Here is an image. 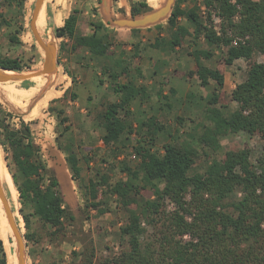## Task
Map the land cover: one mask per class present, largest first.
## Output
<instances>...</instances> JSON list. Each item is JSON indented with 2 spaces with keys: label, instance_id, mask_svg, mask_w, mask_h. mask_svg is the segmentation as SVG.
<instances>
[{
  "label": "trees",
  "instance_id": "1",
  "mask_svg": "<svg viewBox=\"0 0 264 264\" xmlns=\"http://www.w3.org/2000/svg\"><path fill=\"white\" fill-rule=\"evenodd\" d=\"M1 1L21 10L26 2ZM129 3L132 16L150 9L146 0H129ZM214 17L219 19L218 27ZM180 18H185L192 26L191 31L178 23ZM4 23L9 24L0 14V29ZM87 25L91 26V32L81 30L79 10L73 7L63 24L53 30L60 38L59 51L84 50L90 57L103 58L113 55L109 52L112 43L108 41V32L102 23L91 19ZM163 27L162 23L155 25L157 30ZM166 29L167 40L160 36L155 37L153 43L135 40L131 43V51L122 49L118 56L101 66L100 74H107V86L116 96L115 100L104 102L102 109L96 112L95 118L104 131L101 140L109 150V157L116 158V146L128 145L134 132L127 120L131 103L147 97L144 85H137L130 79L120 83L117 78L121 74L127 75L132 68L141 74L135 61L138 62L149 47L174 51L176 46H182L186 36L192 38L194 45L199 39L206 45V48L189 51L195 60V69L187 76L194 72L201 85H207L210 79L217 85L201 112L205 121L203 131L196 138L197 147L189 139H181L179 132L186 119L178 116L176 121L180 125L174 129L175 133H168L171 139L160 150H152L157 134L165 131L166 126L150 115L135 127L139 131L145 129L149 134L147 140L139 139L132 146L131 157L137 158L135 165L120 161L115 167L101 158L110 167L102 173L97 171L98 177H88L86 182L81 177L75 151L58 144V148L66 152L65 160L72 179L79 187H84L86 218L89 210L99 215L111 211V200L126 213L119 226L124 248L111 257L95 261L93 246L84 245L81 264H264V152L255 162L251 160L248 148L226 150L222 157L218 156L220 139L224 136L244 132L264 139V61L251 60L257 53L264 57V0H175L166 20ZM26 33L42 51L28 25ZM8 40L20 43L16 33L10 34ZM214 49L222 53L216 67L200 63V57L210 58ZM238 58L251 62L245 79L235 85L229 96L237 106L225 114L227 103L220 101L219 91L224 84L222 71L225 65ZM0 67L23 70L18 59L1 55ZM71 80L74 82V77ZM99 82L104 80L100 78ZM68 91L66 89L64 95ZM4 94L13 99L5 90ZM75 97L72 92L71 99ZM56 112L62 114L63 109ZM7 117H13V114L0 105V146L7 154L8 165L12 166L16 205L18 194L27 253L32 254L29 243L38 237L32 218L48 228L44 233L53 241L64 236L66 226L73 225L76 217L64 203L59 180L46 165L29 123L22 118L17 124L8 123ZM67 120V116H63L58 122L64 125ZM68 129V125H64L63 130ZM82 157L88 164L90 157ZM200 157L207 158L203 170L190 173ZM117 172L125 177L111 181V176ZM147 185L152 187V198L142 196L141 191ZM237 193L239 196L232 199ZM167 199L175 207L165 214L163 205ZM11 209L19 226L18 212L12 206ZM2 216L8 225L4 212ZM144 220L153 226L162 220L159 235L153 241L144 238ZM9 240L14 242L11 231L7 239L0 235V264H8L4 247Z\"/></svg>",
  "mask_w": 264,
  "mask_h": 264
},
{
  "label": "rangeland",
  "instance_id": "2",
  "mask_svg": "<svg viewBox=\"0 0 264 264\" xmlns=\"http://www.w3.org/2000/svg\"><path fill=\"white\" fill-rule=\"evenodd\" d=\"M34 2L35 0H26L24 8L21 10L16 5L10 7L6 2L0 0V14L9 23H4L0 29V55L18 59L23 66V72L40 68L44 59L43 50L41 51L32 43L30 35H28L29 42H25L26 40L23 39V33L26 30L25 24L29 27ZM48 5L53 6L54 10L61 6L62 9L76 7L79 10V26L83 32L88 33L91 32L92 28L87 25V21L96 20L95 13L98 0H45L41 7L42 14L40 19L42 18V20L38 23L40 25L43 21L45 24L44 30L41 25L39 26L43 32L45 31L44 40L56 43L57 58L59 59L57 72L51 76L45 75L35 79L0 82L1 108L13 114V117H7L6 121L17 124L19 119L22 118L29 123L34 139L40 145L46 165L55 172L59 180L64 203L76 217L73 225L66 226L64 236L60 235L57 240L53 241H50L44 233L48 228L43 227L36 218H32L34 220L33 227L37 230L38 237L35 242L29 243L33 253H27L26 264H81V252L84 245L93 246L94 260L101 261L104 258L113 256L124 248V241L121 240L119 235V226L124 222L126 213L116 205V201L111 200V211L99 215L94 210H89V216L86 218V213L83 211L84 187H79L77 181L72 179L65 160L66 152L59 149L58 144L65 148H72L75 151L79 157L81 176L84 182L87 181L88 177H98L96 176L97 171L100 173L106 171L110 167L108 162L115 167L118 166L120 161L130 166L135 165L137 158L131 157L134 153L132 146L136 145L137 140H147L149 137L145 129L139 131L135 127L150 115L155 116L158 122H162L166 126L165 131L157 134L152 150H160L162 145L171 139L168 133H175L174 129L180 125L176 121L178 116L186 119L180 128L181 139H189L197 147L196 138L202 133V125L205 124L201 112L209 97L216 90L217 85L211 79L207 85H201L197 74L194 72L187 76L189 71L195 69V60L189 54V51L206 48L202 39H199L197 45H194L192 38L186 36L182 46H176L174 51H169L167 48L149 47L143 57L152 58L150 59L152 63L156 57L154 53L159 58L168 59L157 62L155 67L157 68V73L154 79L153 73L150 72L148 74L144 64L146 61L142 60L143 57L138 62L135 61V65L141 74H137L136 70L132 68L127 75H120L121 79L129 78V75H132V80L135 84L146 87L147 97L141 101L136 99L131 103V114L127 117V120L132 124L134 132L130 136V142L125 147L117 145V157H109V150L104 147L101 140L104 131L95 115L96 112L102 109L104 102L113 101L116 96L111 88L107 86V74H100L101 66L104 62H110L113 57L118 56L122 49L128 52L131 51V43L135 40L139 39L147 43H153L157 36L167 40L169 34L166 29V21H164V27L160 30L153 27L150 30L151 35L146 34L148 36L145 40L141 39L140 32L129 39L124 35L113 37L112 45L109 48V52L113 55L110 57H90L88 52L84 50L78 52H72L71 50L59 51L60 38L54 35L53 29L47 30L49 21L46 24V6ZM202 10L203 7H201V13H203ZM214 20L218 27L219 19L214 17ZM178 23L188 27L190 30L192 28L185 18H180ZM21 26L23 27L22 29H20ZM12 33H16L20 43H13L8 40V36ZM213 52L210 58L200 57V63L210 68L216 67L217 60L222 56V53L219 49H214ZM251 60L264 61V57L257 53L254 54ZM251 60L248 62L238 58L232 64L225 65L223 68L224 84L219 91L221 92L220 96H222L220 101L227 103V107L224 109L225 114L233 111L237 106L236 102L229 99V96L235 85L245 79L248 64ZM176 61H178V64ZM181 62L183 63L182 66L179 65ZM79 63L80 65H77ZM161 64L166 66L160 69ZM189 64L190 66H188ZM180 72H184V74ZM71 77H74L73 83ZM100 78L104 80L103 83L99 82ZM149 78L153 79L150 85L148 83ZM171 86L175 87L177 92L175 89L171 91ZM28 87H35L30 96H25L27 94L18 92L14 96L11 95L13 99H9L2 94L7 88L19 89ZM66 87H69V91L64 95ZM72 88L76 91L80 88L78 91L79 99H71V93L75 91ZM163 90L166 91V97L163 96ZM184 90L187 91L184 93ZM22 95H24V98H22ZM57 109H63V113L57 114ZM63 116L68 118L64 124L69 127L67 131H64V125L58 122ZM220 144L219 157H222L226 150L248 148L251 160L255 162V159L264 152V139L257 135L250 136L244 132L224 136L220 139ZM0 155V173L3 187L10 205L15 212L16 210L18 212L17 220L24 233V223L19 213L21 204L18 194L16 205L15 186L11 177L12 166L8 165L7 154L1 146ZM84 155L90 157L88 164L82 157ZM101 158L107 159L108 162H104ZM206 161V157H200L191 167L190 173L203 170ZM111 177V181H114L125 176L123 173L117 172ZM161 185L159 183L160 187ZM151 189L152 187L147 185L141 191L142 196L152 198ZM238 196L239 193L232 196V199ZM1 207L2 205H0ZM174 207V203L170 200L164 201L163 210L165 214L172 211ZM3 212L4 210L0 209V235L7 239L10 229L4 222ZM161 223L162 220L153 226L144 220L142 222V226L145 228L144 238L153 241L156 236L158 237ZM4 248L8 264H17L14 242L9 240Z\"/></svg>",
  "mask_w": 264,
  "mask_h": 264
},
{
  "label": "crops",
  "instance_id": "3",
  "mask_svg": "<svg viewBox=\"0 0 264 264\" xmlns=\"http://www.w3.org/2000/svg\"><path fill=\"white\" fill-rule=\"evenodd\" d=\"M152 1H154V3H152ZM56 2H58V1H56ZM146 2L149 5L150 9L148 11H144L143 14L145 13V14H149V15H152V14L162 15V17L160 16L161 17L160 19H159V16H157L158 17V18L156 17L157 20L153 21V19H155V18L151 17L148 20H144L143 22L139 23V22H137V18H135V17L132 18V15L130 13L129 0H98V6L96 8V13H95L96 17H97L96 19L102 23L103 27L106 28V30L108 32V41L109 42H111L113 40V37L116 38L118 35H120V36L124 35L127 37V39H129L139 32L141 33L140 36H141L142 40L147 39L148 35H146V34L151 35L150 30L153 27L155 28V25H157L159 23L164 24V21H166V19L168 18V14H170V10L172 9V7L174 5L173 0H150V1L146 0ZM166 3H169L170 10L167 9L166 11H163V7ZM61 7H58V8H56L57 10H54L53 6H49V5L46 6V24L49 21V28H47V30L48 29L54 30L55 27L61 26L63 24L64 19L67 17V15L69 14V12L72 9V7L63 8V9ZM41 14H42V10H41V12L38 16V19H37V24H38L37 28H38L41 36L43 37V35H45V31L43 32L39 26L41 25L43 30H44L45 24L43 21L40 23V25L38 23V22H40V20H42V18L40 19ZM25 25H27V24H25ZM132 29H138V30L136 32H132L131 31ZM145 32H149V33H145ZM143 34H144V36H143ZM161 36H162V34H161ZM28 38H29L28 34L26 33V30H25V32L23 33V39L26 40L25 42H29ZM154 55H156V57L153 59L154 60L153 63H152V61H150V59H152V58H148L146 56L142 58V60L146 61V63H144V64L146 65L145 67L148 70V74H150V72L153 73V79L157 73V68H155L157 62H161V60H163V59H168V58H161V57L159 58L156 53H154ZM58 61H59V59L57 58V62ZM176 62L178 64V61H176ZM58 64H59V62L57 63V65ZM182 64L183 63L181 62V64H179V65L182 66ZM77 65H80V63ZM81 65H82V63H81ZM163 66H166V65L161 64L160 69H162ZM188 66H190V64ZM35 78H37V77L31 78V79H35ZM128 79H130L133 83H135L132 80L133 79L132 75H129V78L125 77L124 79L123 78L121 79L119 76L117 78V81L120 83H123V82L128 81ZM153 79L152 78L148 79L149 85L153 82ZM34 88L35 87L19 88V89L7 88L5 91L8 92L10 95H13V96L15 94H17L18 92L27 94L25 96H30V95H32V92L34 91ZM66 89H69V87H66ZM79 89L77 91L75 89H73L77 93L76 94L74 91V93L76 94L75 99L76 98L79 99V96H78ZM174 89L177 92V89L175 87L171 86L170 90L174 91ZM65 90H64V92H65ZM186 91L187 90H184V93ZM163 93H164L163 96L165 95L164 97H166V91L165 90H163ZM22 98H24V95H22Z\"/></svg>",
  "mask_w": 264,
  "mask_h": 264
},
{
  "label": "water",
  "instance_id": "4",
  "mask_svg": "<svg viewBox=\"0 0 264 264\" xmlns=\"http://www.w3.org/2000/svg\"><path fill=\"white\" fill-rule=\"evenodd\" d=\"M43 3H44V0H35L33 9L31 12L30 20H29L30 30L44 53V59H43L41 67L35 70H30L28 72L13 71V70H8V69H3L0 67V82L22 81V80H27L30 78L40 77V76H45V75L51 76L57 72L58 62H57L56 43L54 41H45L40 35L37 29V26H36L37 17H38V14L41 10ZM167 9L170 10L169 3H166L164 5L163 11H166ZM157 16H159V19L162 17V15H158V14L149 15V14L141 13V14L132 16V18L134 17L137 18V22L140 23V22H143L144 20H148L151 17L155 18L153 19V21H155L158 18ZM0 202L4 209L7 222L12 231L13 239L15 242V257H16L17 264H26L27 245H26L24 233L21 232L15 220L13 211L11 209V206L8 202L7 196L3 189L1 180H0Z\"/></svg>",
  "mask_w": 264,
  "mask_h": 264
},
{
  "label": "bare ground",
  "instance_id": "5",
  "mask_svg": "<svg viewBox=\"0 0 264 264\" xmlns=\"http://www.w3.org/2000/svg\"><path fill=\"white\" fill-rule=\"evenodd\" d=\"M39 15V14H38ZM37 19H38V17H37ZM36 26H37V21H36ZM38 29V28H37ZM39 31V30H38ZM40 33V32H39ZM41 35V34H40ZM34 37V36H33ZM43 38V37H42ZM35 39V38H34ZM36 40V39H35ZM37 42V41H36ZM38 44V43H37ZM39 45V44H38ZM40 46V45H39ZM41 48V47H40ZM5 97H6V95L4 94V93H2ZM0 180H1V183H2V179H1V173H0ZM2 186H3V183H2ZM3 189H4V187H3ZM5 191V190H4ZM6 194V193H5ZM7 196V195H6ZM8 199V198H7ZM8 202H9V199H8ZM9 204H10V202H9ZM11 206V205H10ZM4 210V209H3ZM4 214H5V212H4ZM14 215V214H13ZM5 217H6V215H5ZM15 217V216H14ZM6 220H7V218H6ZM16 220V219H15ZM8 223V222H7ZM8 226H9V224H8ZM9 229H10V231H11V228H10V226H9ZM11 233H12V231H11Z\"/></svg>",
  "mask_w": 264,
  "mask_h": 264
}]
</instances>
